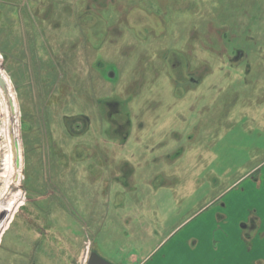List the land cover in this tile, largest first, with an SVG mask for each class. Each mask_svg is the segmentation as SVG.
<instances>
[{"label":"rangeland","instance_id":"374dc122","mask_svg":"<svg viewBox=\"0 0 264 264\" xmlns=\"http://www.w3.org/2000/svg\"><path fill=\"white\" fill-rule=\"evenodd\" d=\"M0 62L22 166L0 264H264V0H0Z\"/></svg>","mask_w":264,"mask_h":264},{"label":"bare ground","instance_id":"6f19581e","mask_svg":"<svg viewBox=\"0 0 264 264\" xmlns=\"http://www.w3.org/2000/svg\"><path fill=\"white\" fill-rule=\"evenodd\" d=\"M0 77L8 85L10 94L15 95L12 90V83L9 74L0 62ZM17 109V108H16ZM20 128V115L17 109L16 113L12 111L9 105V97L6 95V91L0 85V168L3 171L1 177H6L13 181L15 186L21 175V167L17 168L15 165L14 150L17 146V142H20L19 130ZM20 179V178H19ZM4 217V216H3ZM0 217V225L3 228L5 219Z\"/></svg>","mask_w":264,"mask_h":264},{"label":"flooded vegetation","instance_id":"af4514ba","mask_svg":"<svg viewBox=\"0 0 264 264\" xmlns=\"http://www.w3.org/2000/svg\"><path fill=\"white\" fill-rule=\"evenodd\" d=\"M96 66L98 67L99 65L98 64H96ZM113 75V74H112ZM193 78V77H192ZM194 80V79H193ZM71 86V85H70ZM106 103V105H110L113 109H114V112H118V110H119V107H120V103L118 102V101H114V100H112V101H106L105 102ZM116 107H118V108H116ZM115 109H116V111H115ZM82 115H80L81 117H80V120H79V123H77L76 125L78 126V127H80L81 129H78V131H82V129H84L85 131L84 132H80V133H75V135L74 136H77V135H81V134H85L87 131H86V129H87V126H88V128H90V121H91V118H90V116H87L85 113H81ZM126 123L128 124V132H125L126 133V135L125 136H123V137H121V138H123V139H125L126 137H128L129 135H130V133H129V126H131V124H130V120L129 121H126ZM118 125L119 126V121L117 120V119H114L113 118V116H112V119H111V127H112V134H116L115 132H114V128H113V125ZM49 214V213H48ZM32 216L31 217H28L27 218V220H25V221H23L24 222V225L25 226H27L26 227V230H28V231H30V232H35V234L36 235H38L39 237H37L35 240L37 241V242H39L40 240L41 241H43V236L44 235H46L47 236V240H48V242H50L52 239H51V237H52V235H51V233L53 232V230L51 229V224H49V221H47V223H46V225H47V227L46 228H40V227H38V226H36L35 224H32V223H29V222H31V220H37V219H39L40 217H37V216H39V215H34V214H31ZM41 219V218H40ZM256 219V218H255ZM255 219H254V222H255ZM48 220H49V218H48ZM247 226V225H246ZM19 241V240H18ZM36 244L37 243H35V245L33 246V248L31 247V246H28L27 245V248L25 249V250H20L22 253H19V252H16L15 251V256H12L11 254H10V257H9V259H13V261H14V264H16L17 263V258H25V259H28V261H30V264H37L38 263V261L36 260V254H37V252H39V251H41V252H43L42 250H38L37 249V246H36ZM39 244V243H38ZM49 244V243H48ZM51 244V243H50ZM51 246H53L52 244H51ZM31 247V248H30ZM36 247V248H35ZM47 247H49V245H47ZM30 248V249H29ZM50 248V247H49ZM9 250V249H8ZM28 250H29V252H32V253H29L28 254ZM26 251V253H24ZM8 252H10V250L8 251ZM49 252H51V248L49 249ZM48 253V252H47ZM84 256H85V253H84ZM47 258L49 259V256L47 255ZM8 259V260H9ZM7 263V261L6 260H4L3 261V264H6Z\"/></svg>","mask_w":264,"mask_h":264},{"label":"water","instance_id":"95a60500","mask_svg":"<svg viewBox=\"0 0 264 264\" xmlns=\"http://www.w3.org/2000/svg\"><path fill=\"white\" fill-rule=\"evenodd\" d=\"M3 81L4 80L1 79V77H0V85L6 91V95L9 97V105H10L12 111L16 113L17 109H16V103H15L14 97L12 94H10V91L8 89V85H6V83ZM15 156H16V165H17V167H20L21 160H20V144H19V141L17 142V146L15 148ZM86 264H113V263L108 261L104 257L100 256L95 251H92L89 254V257L87 259Z\"/></svg>","mask_w":264,"mask_h":264},{"label":"crops","instance_id":"0c3cea01","mask_svg":"<svg viewBox=\"0 0 264 264\" xmlns=\"http://www.w3.org/2000/svg\"><path fill=\"white\" fill-rule=\"evenodd\" d=\"M253 214V213H252ZM250 215L251 216V219H253V218H256V220L258 221L257 222V224L254 222V225H255V232H254V235H255V237H256V233H261V234H263L264 233V229H263V220L261 219V217L259 216V214L257 213L256 214V216H254V215ZM24 221H25V219H23ZM254 237V238H255ZM253 237L252 238H250V240H248V242L250 243V247L251 248H254L255 247V242H254V239ZM50 243V242H49ZM259 248H263V247H259Z\"/></svg>","mask_w":264,"mask_h":264}]
</instances>
